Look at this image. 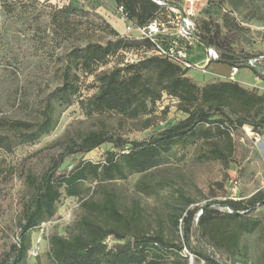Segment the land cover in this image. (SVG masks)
Here are the masks:
<instances>
[{"label":"trees","instance_id":"obj_1","mask_svg":"<svg viewBox=\"0 0 264 264\" xmlns=\"http://www.w3.org/2000/svg\"><path fill=\"white\" fill-rule=\"evenodd\" d=\"M114 1L140 25L159 18L164 11L153 0ZM51 7L52 21L58 30L73 34L90 26L107 32L112 38L105 44L75 47L66 54L61 83L44 99L38 121L0 114V221L12 207L9 185L13 174L24 178L29 194L22 205L18 231L11 237L8 227L0 228V264H29L33 235L41 224L53 218L62 197L80 196L85 183L102 184L125 180L132 174H145L168 164L180 151L184 158L185 152L200 141L208 145L200 159L220 161L229 169L236 130L245 125L255 131L264 130V92L258 88H248L231 79L199 85L188 76V69L160 55L120 66L123 50L152 49L153 43L123 36L96 11L73 3ZM203 27V33L195 31L194 34L219 53L215 62L240 69L248 67L264 79V60L254 65L246 62L262 54L245 55L237 51L236 31L222 34L218 28L212 30L208 23ZM91 76L93 83L84 85V79ZM85 88L95 91L86 95ZM165 98L176 102L178 111L185 117L165 122L164 128L155 129L144 139H129L106 129L91 130L69 139L40 174L29 166L37 160V153L13 166L3 157L51 132L61 112L76 102L88 116L111 113L138 119L150 115L146 125L149 128L157 104ZM168 111L169 106L162 111L164 117ZM106 144L110 148L103 161L84 158ZM68 161L71 164L67 165ZM139 188L152 195L162 187L142 184ZM100 193L99 200L83 201L81 208L85 214L66 235H50L47 264H166L180 256L186 259V264L188 256L181 254L184 249L198 263L227 264L222 258L225 254L231 264H245L248 247L243 238L263 224L254 215L264 205L263 190L248 199L227 198L205 206L195 205L180 192L169 213L171 225L181 237L175 243L162 230L150 233L142 226V210L138 204L129 215L121 211L114 192L102 189Z\"/></svg>","mask_w":264,"mask_h":264},{"label":"rangeland","instance_id":"obj_2","mask_svg":"<svg viewBox=\"0 0 264 264\" xmlns=\"http://www.w3.org/2000/svg\"><path fill=\"white\" fill-rule=\"evenodd\" d=\"M58 3H73L96 11L119 33L126 32V23L114 0H0V114L38 121L44 99L61 83L66 54L75 47L88 43L105 44L112 38L107 32L90 26L73 34L58 30L52 21L51 7ZM200 7L196 19L197 33H203L205 23L212 30L218 28L222 34L236 31L238 39L234 46L237 51L245 55L264 54V0H203ZM167 14L165 10L161 12L160 20L166 22ZM190 58L194 66L189 69L188 76L199 85L229 80L228 77H231V66L215 61L207 67V73H203L202 68L209 57L207 46L202 42L195 44ZM93 79L92 76L86 77L84 85H91ZM234 79L248 88L263 85L248 67L241 68ZM84 91L90 95L95 89L88 91L85 88ZM167 106L169 111L164 117L162 111ZM154 116L152 125L146 128L150 115L138 119L123 118L111 113L88 116L76 102L61 112L51 132L43 135L36 143L18 147L12 155L3 157L13 166L20 159L37 153V160L29 166L32 171L40 174L71 138L80 137L91 130L106 129L121 133L129 139H144L155 129L164 128L165 122L182 119L185 114L178 111L176 102L165 98L157 104ZM234 142L229 169L220 161L200 159V154L208 149V145L200 141L185 152L184 158L183 151H180L168 164L145 174H132L125 180L115 179L102 184L85 183L80 196L62 197L56 214L43 224L42 252L30 264H47L50 235H66L74 222L85 214L81 208L83 201L99 200L102 189L115 193L124 213L130 215L134 205L138 204L142 210L141 224L147 231L156 233L162 230L169 240L178 243L180 233L173 229L169 213L180 192L190 197L195 205L205 206L227 198L248 199L257 191H264V130H253L248 134L238 129ZM109 148L110 145L106 144L84 158L94 162L103 161ZM24 181L18 174L11 176L9 192L12 195V207L0 221V228L8 227L11 237L18 231L22 205L29 196ZM142 184L160 185L162 188L148 195L140 190ZM254 215L260 217L263 224L253 234L243 238L248 247L245 264H264V205ZM181 254L188 256L186 264H204L202 261L198 263L186 249ZM222 258L231 264L225 254H222ZM185 260L180 256L168 260L166 264H185Z\"/></svg>","mask_w":264,"mask_h":264},{"label":"built area","instance_id":"obj_3","mask_svg":"<svg viewBox=\"0 0 264 264\" xmlns=\"http://www.w3.org/2000/svg\"><path fill=\"white\" fill-rule=\"evenodd\" d=\"M153 2L168 13L166 22L161 21L160 18H155L148 24L140 25L129 18L123 6L118 7L119 14L126 23V32L122 35L128 38L147 39L154 45L152 49L123 50V60L120 66L138 63L152 55H160L167 57L181 68L189 70L194 66L190 58L191 52L194 50L195 44L200 42L194 32L196 31V19L201 11L200 4L203 0H153ZM64 4L67 3H58L60 6ZM207 55L209 58L202 68L203 73H207L206 69L210 62L219 59V53L211 46H207ZM259 60H264V54L259 57H250L246 62L249 65H254ZM111 66L110 64L108 67ZM239 72L240 68L231 67V77L228 78L236 80L234 77ZM256 78L263 82V85H257L256 88L264 92V79L257 76ZM242 129L248 134L253 131L249 125L243 126ZM43 224L33 236L32 246L28 252L29 264L31 260H35L41 255L44 241Z\"/></svg>","mask_w":264,"mask_h":264}]
</instances>
